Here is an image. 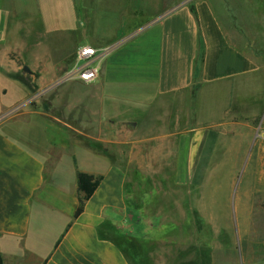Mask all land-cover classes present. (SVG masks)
<instances>
[{
	"label": "crops",
	"instance_id": "obj_1",
	"mask_svg": "<svg viewBox=\"0 0 264 264\" xmlns=\"http://www.w3.org/2000/svg\"><path fill=\"white\" fill-rule=\"evenodd\" d=\"M83 1L69 0L70 11L78 27L99 29V46L74 44L110 51L94 82L63 77L62 117L30 104L29 86L12 79V97L0 79V264H138L134 241L148 247L145 264H163L149 243L163 233L150 224L160 214L142 197L135 205L131 173L184 162L182 171H203L213 155L241 156L243 260L264 264V66L249 46L259 22L242 19L251 30L240 34L229 17L236 0ZM39 2L48 3L0 0L16 44L34 43L22 28L47 27V15L34 24ZM81 172L103 179L75 218Z\"/></svg>",
	"mask_w": 264,
	"mask_h": 264
},
{
	"label": "rangeland",
	"instance_id": "obj_2",
	"mask_svg": "<svg viewBox=\"0 0 264 264\" xmlns=\"http://www.w3.org/2000/svg\"><path fill=\"white\" fill-rule=\"evenodd\" d=\"M95 1L84 0L83 4L94 8L98 5ZM47 2L37 3L35 9L36 19L48 16L47 27L22 28L18 31L22 37L31 34V42L34 43L29 41L31 44H16L13 37L19 35L15 33L17 29L10 28L7 22L0 23V45L5 47L3 58L0 59V79L8 88L14 84L12 79L29 86L32 93L37 94L29 99L30 104L60 118L64 111L62 74L75 67L76 51L84 45H75L74 42L80 39L99 46V42L96 43L99 29L78 27L74 22L77 20L76 15L70 11L69 0ZM236 2L239 4L231 6L229 17L240 34L241 29L247 33L251 30L241 24L242 19L253 20L256 24L259 22V26L254 29L257 33L254 34L257 37L255 43L252 42L249 46L264 66V0H249L246 6L249 12L245 17L241 13L244 2ZM65 14L70 15L68 21L74 26L73 34L68 32L69 24L63 17ZM7 17L10 18V15L7 14ZM42 23L41 19L34 22L37 26ZM241 46L246 47L244 43ZM44 47L48 49L44 54L48 55L47 60L41 59L43 53L40 51ZM34 52L39 56L37 61L30 60ZM55 63L56 66L53 67L47 65ZM79 65H84V62ZM47 67L54 68L56 73L55 70L48 71ZM10 90L12 97L16 96L15 86ZM11 99L6 98L9 101ZM176 159L185 161L188 157ZM208 160L212 163L204 164L203 171H182L180 169L187 167L184 162L173 165L175 171H170L167 165L165 172L131 173L130 179L135 185V205L139 204L138 197H142L146 199L145 206H148L147 211L150 214H160L159 221L151 218L150 224L162 228L163 233L159 232L158 237L149 243L150 252L156 258V251H159L163 264H177L178 261L181 264H246L241 247V156L213 155ZM157 246L160 250H157ZM179 247L181 250H178ZM147 249L146 245L143 250L147 252ZM257 258H261V255Z\"/></svg>",
	"mask_w": 264,
	"mask_h": 264
},
{
	"label": "built area",
	"instance_id": "obj_3",
	"mask_svg": "<svg viewBox=\"0 0 264 264\" xmlns=\"http://www.w3.org/2000/svg\"><path fill=\"white\" fill-rule=\"evenodd\" d=\"M109 49L99 50L98 48L90 45L80 46L76 53V65L69 70L64 76V79L68 77L77 76V79L84 83H92L99 77L100 61L103 54H106ZM84 62V65H79L80 62Z\"/></svg>",
	"mask_w": 264,
	"mask_h": 264
},
{
	"label": "trees",
	"instance_id": "obj_4",
	"mask_svg": "<svg viewBox=\"0 0 264 264\" xmlns=\"http://www.w3.org/2000/svg\"><path fill=\"white\" fill-rule=\"evenodd\" d=\"M193 11L196 14L194 8ZM202 58L203 56L201 55L200 62H202ZM102 179V177H95L87 173H79L78 190L81 195L79 198V206L75 213V218H78L84 212L86 203L93 196V194L99 187ZM129 244L133 248L131 252H133L134 258L137 259L138 264H145L146 251H144L140 244H138L136 241ZM1 264H3L2 261Z\"/></svg>",
	"mask_w": 264,
	"mask_h": 264
},
{
	"label": "water",
	"instance_id": "obj_5",
	"mask_svg": "<svg viewBox=\"0 0 264 264\" xmlns=\"http://www.w3.org/2000/svg\"><path fill=\"white\" fill-rule=\"evenodd\" d=\"M25 69L27 70L28 68H27V67H25Z\"/></svg>",
	"mask_w": 264,
	"mask_h": 264
}]
</instances>
